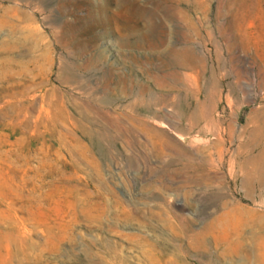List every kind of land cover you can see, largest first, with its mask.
I'll use <instances>...</instances> for the list:
<instances>
[{"label":"rangeland","instance_id":"374dc122","mask_svg":"<svg viewBox=\"0 0 264 264\" xmlns=\"http://www.w3.org/2000/svg\"><path fill=\"white\" fill-rule=\"evenodd\" d=\"M0 264H264V0H0Z\"/></svg>","mask_w":264,"mask_h":264},{"label":"bare ground","instance_id":"6f19581e","mask_svg":"<svg viewBox=\"0 0 264 264\" xmlns=\"http://www.w3.org/2000/svg\"><path fill=\"white\" fill-rule=\"evenodd\" d=\"M15 41V40H14ZM18 41V40H17ZM19 46L17 43H12V42H5L4 44V50L6 51H14L15 49H17Z\"/></svg>","mask_w":264,"mask_h":264}]
</instances>
